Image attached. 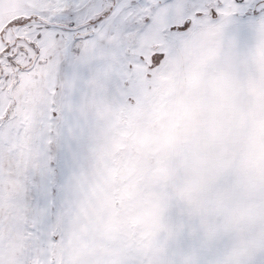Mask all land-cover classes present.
I'll list each match as a JSON object with an SVG mask.
<instances>
[{
	"label": "snow or ice",
	"instance_id": "6c2138e0",
	"mask_svg": "<svg viewBox=\"0 0 264 264\" xmlns=\"http://www.w3.org/2000/svg\"><path fill=\"white\" fill-rule=\"evenodd\" d=\"M0 264H264V0H0Z\"/></svg>",
	"mask_w": 264,
	"mask_h": 264
}]
</instances>
